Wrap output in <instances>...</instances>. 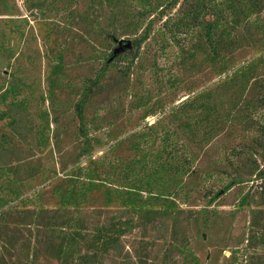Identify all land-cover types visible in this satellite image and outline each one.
<instances>
[{
  "label": "rangeland",
  "instance_id": "1",
  "mask_svg": "<svg viewBox=\"0 0 264 264\" xmlns=\"http://www.w3.org/2000/svg\"><path fill=\"white\" fill-rule=\"evenodd\" d=\"M173 1L0 0V264H264V0Z\"/></svg>",
  "mask_w": 264,
  "mask_h": 264
},
{
  "label": "trees",
  "instance_id": "2",
  "mask_svg": "<svg viewBox=\"0 0 264 264\" xmlns=\"http://www.w3.org/2000/svg\"><path fill=\"white\" fill-rule=\"evenodd\" d=\"M185 1L187 2V5H188V2L189 1L188 0H185ZM236 1L241 2L239 11H238V7L236 5ZM244 1H247V0H225V1H222V4L218 3L217 0H198L196 3L195 2H192V3H190L189 9L187 10V13L185 15L186 20L183 21V23L181 24V26H183V28H189L192 25H194V26H196V25L198 26L199 25L200 26L199 23L206 16H208V15H215L216 16V15H219V13H223V12H226V11L229 12V13H232V14H236L237 11H238L239 13H243V14H247L248 13L249 15H253L254 11H256V10L258 11V10H260L263 7L262 6V3H263L262 0H250L253 3V8H250L249 6H245L244 4H242ZM180 2H181V0H174L172 2L171 8L172 7L175 8L177 5H179ZM216 28H217V25H215L214 23H208L205 26L206 35H207V37H208V39H209V41L211 43L213 41V35L215 33ZM148 39H149V33L146 32L143 35V37H141L134 44L137 47V49L140 50V48L142 47V45ZM214 50H215V46H214ZM128 51H130V50H128ZM214 52L216 53L217 51L215 50ZM123 53H124V51L121 52V53H118V54H115L114 53V55H112V58H111V60H109V62H114L115 59H117L118 57H120ZM262 54H263L262 52H259V53L257 52L256 57H258L260 59V58H262ZM135 58H136V56H135ZM135 58L133 59V61L135 60ZM247 67H249V64L246 65V63H243L242 68L245 69ZM103 77H104V72L101 71L98 74L97 78L94 81H92V82L89 83L90 85L88 86L87 92L85 93L84 98L81 100L80 104L78 105V109H77L78 110V117H79V120H80V122H81L82 125L84 124V109H85V107L87 105V102L89 100V97L92 94L93 88L95 86H97V84L99 83L100 79L103 78ZM81 128L83 130V126ZM128 137H131V135H129ZM128 137H123V138L122 137H119L120 139L118 141L113 142V143H110L109 148H107L105 150V152L110 151L111 150V147L115 146L118 143H121L122 141L126 140ZM259 175H262V171L259 173ZM230 189H231V186L228 185L227 188H226V191H229ZM29 192L24 193L22 195V199L23 200L26 201V200L33 199V196H31V194ZM26 195L29 196L30 198H26L25 197ZM16 197L11 198V199H9L8 201H6L4 203H0V219H2L3 217H5L7 214H10L11 212H14V210L16 209V207H13V206L6 207V205L8 203H11ZM18 198H19V196H18ZM249 243H253V244L254 243H257V241L255 240V235L252 236L249 239ZM260 244H263L262 247H264V237H261V243ZM69 246H70V244L69 243H66L65 244V249H66V247H69ZM107 248H110V244H107ZM61 250H62L61 252L63 254V249H61ZM250 264H252V263H250Z\"/></svg>",
  "mask_w": 264,
  "mask_h": 264
},
{
  "label": "water",
  "instance_id": "3",
  "mask_svg": "<svg viewBox=\"0 0 264 264\" xmlns=\"http://www.w3.org/2000/svg\"><path fill=\"white\" fill-rule=\"evenodd\" d=\"M126 47L132 49V45H131L130 43L127 44ZM130 49H128V50H130ZM123 51H125V50H120V49H118V50L115 52V54L121 53V52H123Z\"/></svg>",
  "mask_w": 264,
  "mask_h": 264
}]
</instances>
